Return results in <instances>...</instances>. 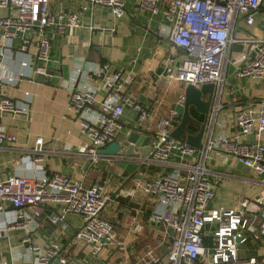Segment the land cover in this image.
<instances>
[{
    "label": "built area",
    "instance_id": "2783aa9c",
    "mask_svg": "<svg viewBox=\"0 0 264 264\" xmlns=\"http://www.w3.org/2000/svg\"><path fill=\"white\" fill-rule=\"evenodd\" d=\"M111 8L115 19L125 12L123 0H88ZM263 0H135L136 10L161 12L164 16L162 30L172 45L182 48L184 53L175 65L166 68V80L190 84L199 88L202 84L213 83V94L208 114L207 130L200 149L178 142L170 133L179 122L175 111L160 117L153 126L146 123L148 109L131 100L127 88L132 80L124 76L120 69L109 63L88 62L83 80L70 84L67 98V112L75 117L80 133L87 143L77 146L78 154L85 157L95 168L106 170L121 163L137 164L133 175L146 193L154 195L157 208L149 216L150 221L164 226V238L168 248L163 255L148 250L141 258V264H257L255 258H235L227 262L211 261L203 245L204 213L214 195L212 173L207 166L209 153L217 148L236 158L249 167L254 174L264 176V95L254 99L246 107L234 110V122L242 135H252L251 141H241L237 135L212 137L213 123L222 107L221 96L224 80L230 65L236 66L235 76L259 80L264 84V38L250 32L249 27L256 23L255 13ZM0 6L8 7L9 12L0 16V116L2 114H27L29 98L22 101L10 96V87L16 85L21 71H1L2 57L12 48V41L21 38L20 67H30L35 60H47L50 38L45 27L55 23V14L49 9V0H0ZM264 28V8L261 10ZM62 21L56 29L77 25L78 16L74 12L60 14ZM34 43L33 57L27 52ZM240 45L235 51L234 46ZM35 72L45 74L38 67ZM102 89L103 98L98 101L97 91ZM182 101V98L178 100ZM128 106L136 113V127L140 134H149L146 154L140 146L125 138L122 132L124 108ZM132 131L131 129H129ZM15 135L8 132L0 121V148L14 143ZM119 148L115 153H100L99 150L112 142ZM43 139L38 137L31 148L33 160L44 161ZM132 145L131 152H127ZM69 149V145L66 147ZM155 169L147 181L142 176ZM118 177L121 171L116 172ZM105 183L85 185L82 180L69 175L53 172L49 175L24 176L0 173V211H4V201H8L15 211L12 227H25L35 230L45 204H58L56 219L60 221V231L68 225L65 215L73 213L81 218V225L75 230L73 241L84 245L87 253L98 255L104 248L117 245L112 223L104 218L101 211L109 196L105 194ZM128 191L126 194H132ZM261 206L257 211L264 217V193L258 198ZM249 202L243 200L239 212L248 210ZM220 227H226L232 211L222 210ZM236 245L242 241V233L232 237ZM240 239V240H238ZM30 240L29 235L23 241ZM35 250L36 247L32 246ZM57 242H52L44 253L33 258L31 264H66ZM86 264L90 261L82 259ZM1 264V262H0Z\"/></svg>",
    "mask_w": 264,
    "mask_h": 264
},
{
    "label": "crops",
    "instance_id": "0c3cea01",
    "mask_svg": "<svg viewBox=\"0 0 264 264\" xmlns=\"http://www.w3.org/2000/svg\"><path fill=\"white\" fill-rule=\"evenodd\" d=\"M123 1L125 12L115 19L107 5L88 0H49L55 23L45 27V34L50 38L48 59L35 62L32 42L27 48L33 57L31 66L20 67V37L13 39L11 51L2 57L1 71L23 72L17 84L10 87V96L22 101L27 94L28 112L0 116L2 126L16 138L14 143L0 148L1 176L59 172L82 180L85 185L105 183V194L109 199L101 214L112 223L115 239L123 248L113 245L95 256L87 253L84 245L73 241L74 232L81 225L80 216L73 213L65 215L68 226L62 231L47 215L39 216V225L31 232L25 227H12L15 211L8 201H4V211H0L1 264H31L38 252L44 253L52 242L59 245L61 255L67 259L66 264H86L82 261L84 257L89 264H141L140 258L148 250L163 255L168 248V241L163 236L164 226L149 219L157 208L155 196L136 184V174L118 166L108 170L95 168L78 154L77 146L86 144L87 139L80 133L78 121L67 112L70 84L82 82L89 61L107 62L131 78L128 95L148 109L146 123L149 126L167 115L172 110L171 105L178 101L176 93L180 83L166 80V68L179 62L183 49L166 40L167 35L161 29L164 23L161 12L136 10L135 0ZM263 8L264 0L255 13V25L249 27L250 32L261 38H264V28L260 25ZM8 12V7L0 6V16ZM69 12L77 14V25L58 31L56 23L63 20L59 15ZM234 48L237 51L241 46ZM35 65L44 68L45 74H37ZM235 69L234 64L227 69L222 107L214 120L212 137L237 135L241 141H251L252 135H242L235 124L234 110L239 106L246 107L264 95V84L248 77H236ZM103 95L99 88L98 101ZM200 114L194 118L202 121L204 116ZM122 120L121 139L128 136L129 129L136 127V113L126 106ZM187 130L196 133L198 126L190 123ZM38 137H42L45 151L44 161L40 163L33 160L30 151ZM206 163L209 170L217 174L211 176L214 195L204 213L203 245L208 258L216 262L255 258L257 264H264V217L256 209L261 206L258 198L264 193V176L254 174L220 148L209 153ZM118 171H121V177L117 176ZM154 171L150 169L142 179L149 181ZM130 190L132 194H126ZM243 200L249 202L248 210L239 212ZM222 210L232 211L226 227L219 224ZM43 211L58 213L59 206L45 204ZM237 233H242L243 239L235 245L232 237ZM27 235L30 240L23 241Z\"/></svg>",
    "mask_w": 264,
    "mask_h": 264
},
{
    "label": "water",
    "instance_id": "95a60500",
    "mask_svg": "<svg viewBox=\"0 0 264 264\" xmlns=\"http://www.w3.org/2000/svg\"><path fill=\"white\" fill-rule=\"evenodd\" d=\"M262 21L260 25H262ZM166 40L170 42L169 38L166 37ZM171 43V42H170ZM184 52V51H183ZM38 60L36 59L35 62ZM38 68L35 65L34 70ZM46 72V71H45ZM179 91L176 93L178 100L182 98V101H177L171 105V109L175 111L176 116L179 117V122L176 127L171 131L170 135L175 138L178 142H185L189 146L196 147L200 149L202 147L203 136L207 130L208 123V114L210 111V106L215 91V86L213 83L202 84L199 88L194 87L190 84L180 83L178 86ZM206 96V98H204ZM194 107L196 111L203 114V120L199 121L193 118L190 115L189 109ZM190 123H193L198 126L196 133H189L187 128ZM127 140L131 143L140 146V152L146 154L149 150L147 145L149 140V134H140L137 130H132L127 136ZM119 148L117 142H112L106 147L99 150L100 153H115ZM133 146L130 145L127 149V152H131ZM121 168L125 169L128 172L136 171L137 164L135 163H121L119 165ZM140 177V175H137ZM40 215H47L49 220H52L58 216V213H51L50 211H43ZM60 224L58 219L55 220L54 225L57 226ZM58 260H53L52 264H57Z\"/></svg>",
    "mask_w": 264,
    "mask_h": 264
},
{
    "label": "rangeland",
    "instance_id": "374dc122",
    "mask_svg": "<svg viewBox=\"0 0 264 264\" xmlns=\"http://www.w3.org/2000/svg\"><path fill=\"white\" fill-rule=\"evenodd\" d=\"M235 49V48H234ZM235 51H236V49H235ZM194 107H192L191 109H190V115L194 118H196L197 116H199V112H197L195 109H193ZM201 115V114H200Z\"/></svg>",
    "mask_w": 264,
    "mask_h": 264
},
{
    "label": "trees",
    "instance_id": "16d2710c",
    "mask_svg": "<svg viewBox=\"0 0 264 264\" xmlns=\"http://www.w3.org/2000/svg\"><path fill=\"white\" fill-rule=\"evenodd\" d=\"M191 128V126L189 127V129Z\"/></svg>",
    "mask_w": 264,
    "mask_h": 264
}]
</instances>
